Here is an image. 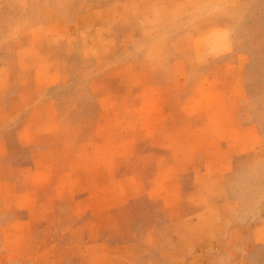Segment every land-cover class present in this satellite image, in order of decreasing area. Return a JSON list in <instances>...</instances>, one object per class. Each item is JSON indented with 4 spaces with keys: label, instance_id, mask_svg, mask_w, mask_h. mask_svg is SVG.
Listing matches in <instances>:
<instances>
[{
    "label": "rangeland",
    "instance_id": "obj_1",
    "mask_svg": "<svg viewBox=\"0 0 264 264\" xmlns=\"http://www.w3.org/2000/svg\"><path fill=\"white\" fill-rule=\"evenodd\" d=\"M0 264H264V0H0Z\"/></svg>",
    "mask_w": 264,
    "mask_h": 264
}]
</instances>
